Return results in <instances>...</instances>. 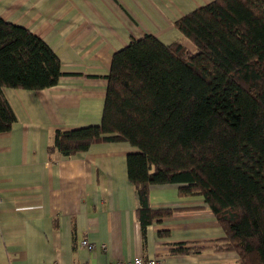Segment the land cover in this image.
<instances>
[{"label": "crops", "instance_id": "crops-1", "mask_svg": "<svg viewBox=\"0 0 264 264\" xmlns=\"http://www.w3.org/2000/svg\"><path fill=\"white\" fill-rule=\"evenodd\" d=\"M214 0H0V15L43 39L61 60L57 85L5 88L17 121L0 133V264H119L135 257L162 264H238L212 249L224 230L201 197L178 184L151 187L153 209H172L143 231L130 182L127 142L94 144L85 154L50 153L58 130L102 121L114 54L153 35L195 45L175 22ZM84 239L94 250L82 246ZM204 247L199 253L179 249Z\"/></svg>", "mask_w": 264, "mask_h": 264}, {"label": "trees", "instance_id": "trees-1", "mask_svg": "<svg viewBox=\"0 0 264 264\" xmlns=\"http://www.w3.org/2000/svg\"><path fill=\"white\" fill-rule=\"evenodd\" d=\"M175 27L195 51L153 35L132 39L113 56L101 123L56 131L49 152L129 143L144 232L174 212L151 207V187L178 184L180 197L203 198L221 224L214 251L264 264V0H214ZM62 75L43 39L0 15V133L17 121L5 88L43 90Z\"/></svg>", "mask_w": 264, "mask_h": 264}, {"label": "built area", "instance_id": "built-area-1", "mask_svg": "<svg viewBox=\"0 0 264 264\" xmlns=\"http://www.w3.org/2000/svg\"><path fill=\"white\" fill-rule=\"evenodd\" d=\"M0 202H1V198H0ZM81 244L83 247H86L89 250L95 249V245L93 243H90L89 240L87 239H84ZM119 264H162V263L157 259L144 260L142 257H135L132 261H121Z\"/></svg>", "mask_w": 264, "mask_h": 264}]
</instances>
